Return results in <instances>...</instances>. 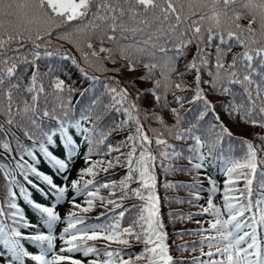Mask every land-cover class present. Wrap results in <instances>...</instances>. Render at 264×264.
I'll return each mask as SVG.
<instances>
[{"label": "snow or ice", "instance_id": "obj_1", "mask_svg": "<svg viewBox=\"0 0 264 264\" xmlns=\"http://www.w3.org/2000/svg\"><path fill=\"white\" fill-rule=\"evenodd\" d=\"M157 161L188 264H264V0H0V264H185Z\"/></svg>", "mask_w": 264, "mask_h": 264}, {"label": "trees", "instance_id": "obj_2", "mask_svg": "<svg viewBox=\"0 0 264 264\" xmlns=\"http://www.w3.org/2000/svg\"><path fill=\"white\" fill-rule=\"evenodd\" d=\"M60 43H62L63 47L66 49L71 48V45L66 42H60ZM140 71L142 72L143 69H141ZM78 75H79L78 72H76V70L73 69L72 79L76 80L77 85L79 86L80 82L77 80ZM140 86L143 87L144 85L141 84ZM77 95H79V93H77ZM73 103H77L75 98L73 100ZM184 107L187 108L188 105H184ZM153 126H155V124ZM251 131L252 128L247 125L233 128V132L237 135L243 133L245 136H247V133ZM177 143H183V142H177ZM188 143H191V141H188ZM236 154L239 155L241 153L237 152ZM82 163H83L82 160H78L76 162V166H79ZM165 163H172V161H165ZM175 163L180 165H187L188 162L185 159H179L175 161ZM44 167L47 168L46 165ZM220 169H221L220 163L216 162L215 165L209 166L206 171L207 174L212 175L215 179H217L218 182H222L226 177L223 176ZM201 171L203 172L204 170ZM156 172H157L156 193L160 202V213L165 221L166 230L168 232L167 243L170 246V254L174 257L176 261L179 262L183 260L185 264H188L190 257L199 255L198 251L197 252L191 251V247L193 246V244L199 242V237L195 235H183L182 237H179L174 235V233L177 230H195L199 227V225L195 223V220L201 219V217L199 216H194L192 220L179 219L181 213L187 214L189 212L196 211L194 205L188 203L189 199H193L191 197L192 190L188 187V185L192 182L194 178V174H189L187 171H183V170L165 172L160 167L159 161H157ZM103 174L104 173H101V175ZM74 175H75V170H73V176ZM198 179L203 184V188L200 192L201 199L199 201V203L203 204L205 203V199L207 196L208 184L204 175H201L200 177H198ZM166 182L170 183L172 186L165 187ZM219 186L222 187V183ZM220 195L221 194L218 193L214 199L219 201ZM69 196H71V192H69ZM82 199H83L82 197H78V200H82ZM67 207H68L67 204H62L60 210L63 211ZM169 212L172 213V217H173L172 220L169 219V215H168ZM89 215L95 216V213H89ZM180 244H187L188 250L187 251L177 250L176 246ZM133 247L139 250V245L134 244ZM31 250L35 251L34 248ZM74 255H76L77 257L82 256V254L80 253H75Z\"/></svg>", "mask_w": 264, "mask_h": 264}]
</instances>
